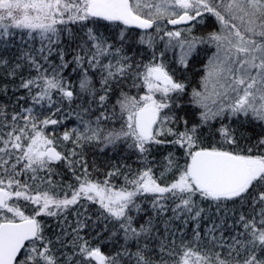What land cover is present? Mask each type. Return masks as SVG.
I'll return each instance as SVG.
<instances>
[{
    "label": "snow or ice",
    "instance_id": "6c2138e0",
    "mask_svg": "<svg viewBox=\"0 0 264 264\" xmlns=\"http://www.w3.org/2000/svg\"><path fill=\"white\" fill-rule=\"evenodd\" d=\"M18 31L39 47L0 55L26 93L0 105V264H264V0H0V50ZM202 48L189 90L170 65ZM121 145L141 167L85 151Z\"/></svg>",
    "mask_w": 264,
    "mask_h": 264
},
{
    "label": "trees",
    "instance_id": "16d2710c",
    "mask_svg": "<svg viewBox=\"0 0 264 264\" xmlns=\"http://www.w3.org/2000/svg\"><path fill=\"white\" fill-rule=\"evenodd\" d=\"M206 24H208L209 22L206 21ZM214 23V22H212ZM171 27V26H169ZM101 30H104V26L100 25ZM205 30H211L210 28H205V27H201V26H197L196 29V34H202ZM24 35V39L26 41H29V37H27L26 34L24 33H20L19 31L17 32V36L15 37V39L13 40V44L15 45V47L10 46L8 49L6 50H0V55H3L6 58H12L13 54L16 53L17 48L21 46V41H20V36ZM34 47H39V38L37 37L34 41H29ZM162 48V45L160 46ZM140 51L145 52V49H140ZM211 51H208L206 49H198L197 53L193 55L192 58L189 59L188 62V68L184 69L179 67L176 63H171V68L175 70V73L177 75V77L179 79H183L186 81V83L189 84V90L191 89V87H195L198 86V81L200 79L201 76L204 75V71H203V66L206 63V55H210ZM146 58H147V53H146ZM166 59H171V53L168 54V56L166 57ZM5 71V69L3 68V66H0V73H3ZM24 75H27V69H25ZM34 74V73H33ZM65 75H67V72L65 73ZM16 83H18V80L16 81ZM4 85H7V91L4 92L2 90H0V105H7L8 106V111L11 112L13 110V108L15 107L14 101L16 99L17 96H21V95H26V93L22 90L20 92H14L13 91V82H12V78L8 77V78H3L2 75H0V89H3ZM134 94V93H133ZM184 100H187V96L184 97ZM22 104H24L23 101H21ZM31 102L29 101L28 104H30ZM28 104H25V106H28ZM73 107H75V105H73ZM18 110V109H17ZM40 111L43 112L44 115H47V106L44 107V109H39ZM185 112H187L190 116L193 115L194 110L191 108H187L184 110V112H181V115L185 114ZM77 123V121L75 120V117L73 116L72 119H70L69 121L66 122V127H73L75 126V124ZM216 126V125H214ZM238 127V131L239 132H243L248 136L252 137V141H248L249 143L254 142V140L256 138H258V136L261 134V129L259 127H256L255 129L250 128V127H241L239 125H235ZM51 130V129H50ZM64 129L62 127H57V131H63ZM207 132V129L205 130V133ZM216 140L219 139V137L215 138ZM214 140L212 137H208L206 144L207 143H213ZM242 144L244 143L243 141L241 142ZM123 146H120L116 151L111 150V152H109V148L108 149H104L103 152L99 151V149L93 150L92 148H88L85 151L88 153V159L90 161V163L94 162L96 167L98 169H100L101 172H106L109 167L112 164H117V165H123V164H127V165H131L133 168H138L141 167L142 165L138 162L136 156L134 153L131 152H120L119 150L123 151ZM171 148H167V147H160L158 149L157 152L154 153V155L157 156V158H161L163 154H165L167 151H171ZM59 171L61 172H65V179L66 180H71V177L69 174L66 173V170L63 169L62 167L59 169ZM119 183V181H117ZM205 208H208L209 205L207 203H205L203 205ZM228 208H232L234 207V205L232 204H228L227 205ZM90 211L91 212H95V207L91 206L90 207ZM211 211L213 213V216L211 217V219H215V206H212ZM223 214V213H221ZM45 223L50 225L51 228L47 230L48 234L51 235L52 231L55 230V224L56 221L53 218H46ZM210 223V220H206V221H202L201 222V229L203 230L204 227H206L208 224ZM229 223H231V221H229ZM177 227H179L180 225L177 223L176 225ZM191 228L192 225H189L187 232L188 235L191 236ZM163 229V225H161V230ZM177 243H179V239L180 237L177 236ZM113 247L112 245H106L104 247L105 251H108L109 248ZM165 259H168V257H165Z\"/></svg>",
    "mask_w": 264,
    "mask_h": 264
},
{
    "label": "rangeland",
    "instance_id": "374dc122",
    "mask_svg": "<svg viewBox=\"0 0 264 264\" xmlns=\"http://www.w3.org/2000/svg\"><path fill=\"white\" fill-rule=\"evenodd\" d=\"M210 54H211V53H210ZM171 55H172V54H171ZM70 79L75 83L77 77H76L75 75H73V76L70 77ZM121 146H123V145H121ZM122 149H123V151H122V150H119V151L124 153V152H125V151H124V150H125V149H124V146H123ZM108 150H109V152H111L112 149L109 148ZM91 206H92V205H89V209H90Z\"/></svg>",
    "mask_w": 264,
    "mask_h": 264
}]
</instances>
